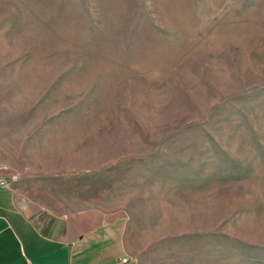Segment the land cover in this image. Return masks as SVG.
Here are the masks:
<instances>
[{
	"label": "rangeland",
	"instance_id": "374dc122",
	"mask_svg": "<svg viewBox=\"0 0 264 264\" xmlns=\"http://www.w3.org/2000/svg\"><path fill=\"white\" fill-rule=\"evenodd\" d=\"M49 110L138 264H264V0H0L1 134Z\"/></svg>",
	"mask_w": 264,
	"mask_h": 264
},
{
	"label": "crops",
	"instance_id": "0c3cea01",
	"mask_svg": "<svg viewBox=\"0 0 264 264\" xmlns=\"http://www.w3.org/2000/svg\"><path fill=\"white\" fill-rule=\"evenodd\" d=\"M42 116L0 131V264H138L124 202L86 168L83 132Z\"/></svg>",
	"mask_w": 264,
	"mask_h": 264
},
{
	"label": "built area",
	"instance_id": "2783aa9c",
	"mask_svg": "<svg viewBox=\"0 0 264 264\" xmlns=\"http://www.w3.org/2000/svg\"><path fill=\"white\" fill-rule=\"evenodd\" d=\"M14 180L18 179V175L15 174L12 176ZM8 184V181L5 178H0V186H6ZM123 261H126L124 258Z\"/></svg>",
	"mask_w": 264,
	"mask_h": 264
}]
</instances>
